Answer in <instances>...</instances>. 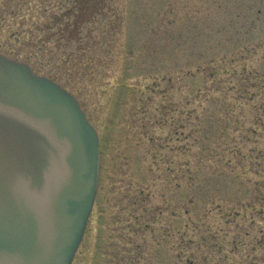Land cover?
<instances>
[{
	"label": "rangeland",
	"instance_id": "rangeland-1",
	"mask_svg": "<svg viewBox=\"0 0 264 264\" xmlns=\"http://www.w3.org/2000/svg\"><path fill=\"white\" fill-rule=\"evenodd\" d=\"M74 1L0 0V53L49 70L40 26ZM94 1L58 73L100 141L72 264H264V0Z\"/></svg>",
	"mask_w": 264,
	"mask_h": 264
},
{
	"label": "water",
	"instance_id": "water-1",
	"mask_svg": "<svg viewBox=\"0 0 264 264\" xmlns=\"http://www.w3.org/2000/svg\"><path fill=\"white\" fill-rule=\"evenodd\" d=\"M99 173L75 96L0 53V264H72Z\"/></svg>",
	"mask_w": 264,
	"mask_h": 264
},
{
	"label": "trees",
	"instance_id": "trees-1",
	"mask_svg": "<svg viewBox=\"0 0 264 264\" xmlns=\"http://www.w3.org/2000/svg\"><path fill=\"white\" fill-rule=\"evenodd\" d=\"M242 4L243 5H240V7H238L239 11H237L234 15L230 26L232 28L236 27L235 24H237L238 20L240 24L242 22L241 28L249 26V28L253 29L257 24L258 16L256 18H252L250 16V13L254 9L256 10L258 6L256 3ZM101 5V2L96 1L91 4V0H75L74 5L67 11L61 13L60 15H54L53 17H51L50 21L43 25V28L40 26V31L42 30L43 32H46V34L44 37H40L37 39L38 43H35V48L37 49L38 56H41L44 58V60L53 63V65L48 67L49 70H44V67L42 65L36 67L33 62H30L29 57H22L21 61H25L28 63L30 62L29 64L38 74L53 79L70 92H76L77 95V88L71 84V81H66L65 79H63V77L59 76L58 73H60V71H66V65H69L71 62V67H73L75 63V57L80 53L85 54V47H77V50H74L73 48L74 45L80 41L81 31L84 26L90 24V22L92 21L91 19L101 12ZM3 6L4 8L12 7V5L9 4L7 6L4 4ZM93 6L95 7L93 8ZM1 8L2 7H0V15L2 13ZM90 9L93 10L91 13H89ZM260 11L261 9H257V14L261 13ZM62 55H66L63 63L60 62V56ZM68 71H71V69H68L66 72Z\"/></svg>",
	"mask_w": 264,
	"mask_h": 264
}]
</instances>
